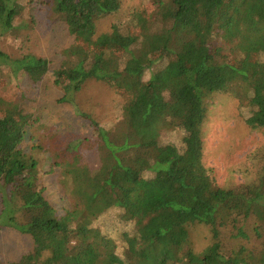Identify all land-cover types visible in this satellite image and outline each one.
<instances>
[{
  "label": "trees",
  "instance_id": "16d2710c",
  "mask_svg": "<svg viewBox=\"0 0 264 264\" xmlns=\"http://www.w3.org/2000/svg\"><path fill=\"white\" fill-rule=\"evenodd\" d=\"M123 2L51 0L73 39L51 68L15 22L33 0H0V233L31 245L0 264H264V162L236 185L204 162L215 100L264 134V0H146L118 20ZM88 82L123 102L120 121L97 123L75 98ZM49 85L85 133L39 116ZM197 224L210 229L200 251Z\"/></svg>",
  "mask_w": 264,
  "mask_h": 264
},
{
  "label": "rangeland",
  "instance_id": "374dc122",
  "mask_svg": "<svg viewBox=\"0 0 264 264\" xmlns=\"http://www.w3.org/2000/svg\"><path fill=\"white\" fill-rule=\"evenodd\" d=\"M51 0H33L29 8L15 19L16 24L23 26L19 35L30 36L26 48L37 57L50 61L51 68H57L60 53L72 44L65 28L51 20ZM146 5V0H124L122 11L116 16L118 20H126L137 16L139 9ZM154 15H157L156 13ZM111 20H104L98 26V32H110ZM27 26L26 28H24ZM13 43L8 39L3 42L6 52H12ZM13 56V55H11ZM145 78L144 74L141 79ZM43 104L50 107L40 117L50 118L47 122L49 129L63 136L80 135L85 133L86 126L74 119L66 108L53 109L62 95L51 85L43 91ZM81 100V105L92 114L93 119L101 125L118 122L124 116L122 101L118 99L109 86L103 83L88 82L81 92L75 96ZM35 107V106H34ZM28 109L29 112H34ZM239 105L234 100H215L210 116L204 128L206 134L205 165L212 169L219 185L244 184L255 180L263 168L264 134L251 130L239 119ZM153 121H149L152 126ZM45 130V128H43ZM230 182V183H229ZM194 243L200 251L209 244L210 229L207 226L195 225ZM220 237L227 239L229 230H222ZM31 248L30 240L12 229H4L0 233V261L12 262L18 260Z\"/></svg>",
  "mask_w": 264,
  "mask_h": 264
}]
</instances>
